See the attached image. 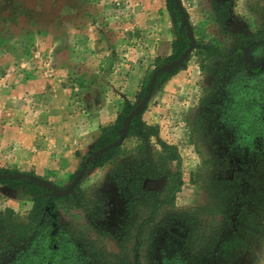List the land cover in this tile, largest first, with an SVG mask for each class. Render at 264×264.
<instances>
[{
	"label": "rangeland",
	"instance_id": "374dc122",
	"mask_svg": "<svg viewBox=\"0 0 264 264\" xmlns=\"http://www.w3.org/2000/svg\"><path fill=\"white\" fill-rule=\"evenodd\" d=\"M29 1L30 5H23L19 1L0 0V57L10 52L16 60H23L26 50L36 46L42 33L52 28V21L41 19L34 12L33 2L40 0ZM45 1L47 11L52 12L50 2L53 0ZM163 2L170 17L173 40L190 44L175 2ZM182 8L193 33L191 52L180 63L158 72L160 78L157 83L155 79L148 101L135 112L138 132L142 125L150 128L146 131V153L153 161L161 154L174 155L166 166L171 175L151 182L146 180V184L144 180L143 187L151 192L164 191L163 203L166 197L169 203L163 206L179 210L203 207L211 200L215 203L211 195L214 188L224 192L230 199L229 216L234 218L241 210L242 217L238 216L234 222L240 229L245 228L242 230L244 240L231 253L232 264H264V166L244 167L232 184L218 182L231 178L240 168L237 164L247 161L239 152L245 145L235 146L234 140L240 139L237 128L253 119L264 122V0H196L188 6L189 14ZM170 54L171 51L150 59L141 81L142 84L147 79V84L142 94L140 85L126 100L130 105L134 107L145 96L154 70L176 59L164 60ZM7 95L0 91V106L6 104L3 99ZM11 100L9 104L14 103ZM16 109L15 106L11 112L16 114ZM98 135L99 131L92 134L86 144L72 150L70 157L63 158V162L52 169H35L14 156L8 159L0 156V173H30L53 182L57 193H60L58 189L68 190L66 193H72V200L57 202L53 212L60 232L88 230L95 221L111 234V239L104 241L105 251L115 252L112 238L119 232L128 211V193H119L112 178L117 174L116 168L130 160L133 154L129 152L142 141L135 136L124 141L125 154L120 152L115 158L116 168L108 162L102 163L104 157L98 153L87 162L77 183L84 192V199L86 196L93 201L101 199L99 213L95 204L77 200L73 188L69 189L85 160L81 161L82 157L93 149ZM156 138L168 148H161ZM31 205L29 195L0 183V212L8 208L24 217ZM222 217L209 214L207 210L199 213L200 223L211 227L219 224ZM244 217L248 220L246 224ZM172 232L178 231L172 229ZM173 238L176 247L178 240Z\"/></svg>",
	"mask_w": 264,
	"mask_h": 264
},
{
	"label": "crops",
	"instance_id": "0c3cea01",
	"mask_svg": "<svg viewBox=\"0 0 264 264\" xmlns=\"http://www.w3.org/2000/svg\"><path fill=\"white\" fill-rule=\"evenodd\" d=\"M179 1L189 14L196 0ZM33 3L52 28L23 60L0 57V91L9 94L0 106V156L52 169L115 121L174 37L163 0H53L52 12L45 0Z\"/></svg>",
	"mask_w": 264,
	"mask_h": 264
},
{
	"label": "trees",
	"instance_id": "16d2710c",
	"mask_svg": "<svg viewBox=\"0 0 264 264\" xmlns=\"http://www.w3.org/2000/svg\"><path fill=\"white\" fill-rule=\"evenodd\" d=\"M183 27L187 33L185 24ZM188 42L181 43L174 39L171 43V54L164 60L177 58L188 47ZM159 78L160 76L156 77V83ZM146 84L147 79L141 84L140 94ZM132 107L128 101L124 102L115 121L100 128L96 143L87 155L120 136L125 118ZM137 122L138 116L133 114L123 141L98 153L104 157L102 163L108 162L116 168L118 154H125L122 150L124 141L130 136L142 141L129 152L133 154L130 160L116 168L117 174L112 178L119 193H128V211L119 232L112 238L116 251H105L104 241L110 238L111 234L102 230L95 221L91 222L88 230L69 229L60 232L53 212L57 202L72 200V193H57L53 182L45 183L39 180L42 178L36 179L26 173L24 177L0 180V183L11 188L20 189L23 194L29 195L32 201L31 209L24 217L8 208L0 212V264H232L231 253L245 237L242 232L245 228L240 229L234 222L238 216L242 217L241 210L231 218V211L227 209L229 196L215 188L211 194L215 203L211 200L206 206L187 210H179L170 205L163 206L164 203H169L167 197L163 203L164 191L151 192L143 187V181L161 176L169 177L171 174L166 166L174 155L170 152L168 156L161 154L153 161L151 155L146 153V131L150 128L142 125L138 132ZM237 129L240 139L234 140L235 146L245 145L239 152L247 161L242 160L237 164L240 168L232 173L231 178L218 181L222 184L237 181L238 176L235 175H241V169L244 167L248 166L249 169L264 166V122L253 119ZM156 141L161 148H168L158 138ZM232 144L233 142L231 146ZM87 155L83 156L81 161ZM262 172L264 174V170ZM74 175L75 173L72 177ZM73 191L77 200L84 199L85 195L79 183L73 187ZM100 200L93 201L86 196L83 201L87 205L95 204L96 211L101 213ZM202 210H207L213 215L219 214L223 219L212 227L202 225L199 221V213ZM244 220L246 224V217ZM172 229L178 232H172ZM173 237L178 240L176 247ZM173 248L175 249L172 253Z\"/></svg>",
	"mask_w": 264,
	"mask_h": 264
},
{
	"label": "water",
	"instance_id": "95a60500",
	"mask_svg": "<svg viewBox=\"0 0 264 264\" xmlns=\"http://www.w3.org/2000/svg\"><path fill=\"white\" fill-rule=\"evenodd\" d=\"M173 1L175 2L177 8L179 9V11L181 13V16H182V19H183V22H184V24L187 27V31H188V34H189L190 40H191L190 44L188 45V47L184 50V52L178 58H176L175 60H172L169 63L162 64L161 66H159L158 68H156L154 70V72L151 75V78H150V81H149V84H148V88H147V92H146L145 96L127 114V116L125 118L124 129H123L122 133L120 134V136L116 140L104 145L101 148H98V149L94 150L93 152H91L90 155H88L85 158L78 175L76 176L74 181L71 183L69 189H72L77 184V182L79 181V179L81 178V176H82V174H83V172L85 170L87 162L90 160L92 155H95V154L101 152L104 149L116 146L117 144H119L124 139V137L127 134V131H128V128H129V123H130L132 115L135 114V112L137 110H139L141 107H143L144 104L148 101V99H149V97H150V95L152 93V90H153V87H154V84H155V79H156V76H157L158 72L160 70L166 68V67L173 66L175 64L180 63L191 52V49H192V47L194 45V38H193L192 29L190 27V24L188 23L187 16H186V14H185L182 6H181L180 1L179 0H173ZM24 176H26V174L0 173V179L19 178V177H24ZM28 176H31V177L36 178V179H39L37 176H34V175H28ZM39 180H41L42 182H45V183H49V182H47V181H45L43 179H39ZM58 191L60 193L68 192V190H61V189H58Z\"/></svg>",
	"mask_w": 264,
	"mask_h": 264
}]
</instances>
